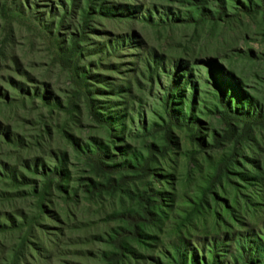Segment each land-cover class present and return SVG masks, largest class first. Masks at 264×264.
Masks as SVG:
<instances>
[{"label": "rangeland", "instance_id": "1", "mask_svg": "<svg viewBox=\"0 0 264 264\" xmlns=\"http://www.w3.org/2000/svg\"><path fill=\"white\" fill-rule=\"evenodd\" d=\"M72 2L0 0V264H175L178 249L188 264H264L235 246L250 233L264 245L259 0H226L217 20L214 0ZM99 8L83 25L84 12ZM112 8L128 15L107 17ZM197 8L211 18L176 26L141 19L168 9L195 20ZM150 51L162 56L159 78L149 79L141 60ZM188 70L191 80L165 110L169 78ZM228 95L237 112L262 120L233 122L230 131L217 105ZM167 113L193 123L196 136L172 124L166 142ZM93 140L107 148V166L148 160V171L93 168L73 145L93 151Z\"/></svg>", "mask_w": 264, "mask_h": 264}, {"label": "trees", "instance_id": "2", "mask_svg": "<svg viewBox=\"0 0 264 264\" xmlns=\"http://www.w3.org/2000/svg\"><path fill=\"white\" fill-rule=\"evenodd\" d=\"M172 1V0H171ZM173 1H178V0H173ZM184 0H180L181 3H183ZM214 2L216 3V8H217V17L216 19L214 18V20H217V18H220L222 16L225 15V4H226V0H214ZM261 6L259 7V10L262 12V16L264 18V0H259ZM75 3V0H73L72 5ZM147 7V6H144ZM245 11H248L245 7L243 8ZM163 10V9H162ZM120 9L119 8H112V9H106L105 13H107V17L110 18H121L120 16L128 15V10L124 9L122 12L123 13H119ZM134 11V10H133ZM151 12L155 13L154 9H149L145 10V13L143 15H141V19H143L145 22H147L148 24L151 25H155V26H176V25H181V24H189V23H193V24H201L203 22H205L208 18L211 17H207V15L204 14V10L203 9H199L197 8V11L199 12V15L197 16V18L195 20H193L191 17H188V19L185 18H181V15H174V14H170L168 15V9L163 10V13H161L160 15H158L157 21H153L152 16L150 14ZM103 13V14H105ZM90 14H96V15H100L102 14V9L99 8L97 11H95V13H93V11L91 9L88 10V12H84L83 16H82V23L83 25L86 22V19L90 16ZM158 24V25H157ZM143 59L142 62H144L145 65V70L149 76V79H151L152 77L155 78H159V70H165V68H163L164 64L162 63V56L157 55L154 51H150V52H145L144 55L142 56ZM147 58V60H146ZM149 60V61H148ZM173 68L175 70H177V72H182V70H184L183 68L185 67H181L179 61H175L173 62ZM208 68L210 70V72H212V69H214L210 64H208ZM170 72V71H169ZM167 72V75H170V73ZM217 75H221L224 76L225 73H220V71H216ZM226 78L228 80H230L229 82V87L233 88L235 86V83L232 81V79H230L228 76H226ZM82 80H84V78H81ZM180 80H177L176 76L174 75L173 77L169 78V85H170V89L173 93L170 95V91H168L166 93V96L164 98L163 101H161L163 103V106L165 108V110H169L170 109V105L173 104V101L175 100V98L177 100H179V96L177 93V88L180 87H185L187 82H189V80H191V73L190 71H183L182 75H180L179 77ZM191 87L193 86L192 81L190 82ZM219 86V85H218ZM220 87V86H219ZM88 95V94H87ZM236 96L240 99L242 98V100H244V104L246 105V107H250L251 105L249 104L248 100L245 99L241 93L238 91ZM224 97V96H223ZM222 96H219V98L217 99V105L220 108V113H219V117L221 119V121L223 122V124L226 125V128H228L230 131H232L233 122H253L255 124H257V120H262L261 117L259 115H254V116H248V114L246 113H240L236 111V109L232 106V104L234 103H230V99H232V95H228V99L223 98ZM237 98V99H238ZM183 99V101H182ZM182 99L180 100L178 107L182 108L183 107V102L185 101V96L182 97ZM92 109H94L92 107ZM173 109V108H171ZM190 109H193V106L190 107ZM95 111H91V114L93 116V118L95 120H97V123H102L107 125L109 128L112 126L114 119L112 118H105L104 116H98V114L94 113ZM167 117L169 119L168 123L165 124L163 127H161L159 130L164 133L163 138L166 142L170 143V138L168 137L170 130H171V126L172 124H174V126L177 127H183L186 128L187 130H189V132H191L192 136H196L195 131L193 130L195 128V125H193V123H185L180 122V121H176L177 119H175L174 117H172L170 115V113H167ZM196 123V122H195ZM192 137V138H193ZM200 142V141H199ZM201 143V142H200ZM93 144V151H90L88 148H81L80 146L78 147L77 142H73V145L76 148V151L79 153V155H81L82 159L89 165H91L93 168L95 169H101L104 168L105 170L107 169L109 172H120L123 169H131V170H136V171H140V173H145V171L147 170V164H148V160L144 161L143 163L137 164V162H135L136 166H132L130 163H125L122 165L124 166H107L105 162L108 161V153H107V148L104 147L103 145H101L99 142L97 141H92ZM199 146H201L199 144ZM150 158V157H148ZM35 168V167H34ZM219 168L223 169V165H220ZM13 168L12 169H8V173L10 178H8V180H10L12 183H16V178L15 176H13L14 172H13ZM54 175V177L56 176V170L54 171V173H52ZM51 174H49L50 176ZM46 178V183L48 184L50 182V177ZM61 179V177L59 178ZM136 237L139 238L138 233L135 234ZM236 243L235 246L238 250L239 253L243 254V256L245 257V260H250L251 257L252 258H258V260L263 261L264 260V245L255 237V235L253 234H248L247 236H243L238 234L236 236ZM235 242V241H234ZM122 250V249H121ZM108 257H104V258H113L116 257V254H109L107 255ZM196 262H192V264H195ZM175 264H188L187 259L185 258V255L181 253V251L178 249L176 250V257H175Z\"/></svg>", "mask_w": 264, "mask_h": 264}]
</instances>
